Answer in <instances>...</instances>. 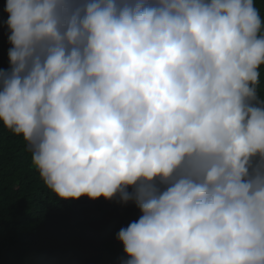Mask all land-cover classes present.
<instances>
[{
  "label": "clouds",
  "instance_id": "9594fccd",
  "mask_svg": "<svg viewBox=\"0 0 264 264\" xmlns=\"http://www.w3.org/2000/svg\"><path fill=\"white\" fill-rule=\"evenodd\" d=\"M0 122L58 200L134 201L122 264H264L254 0H6ZM131 189V191H129Z\"/></svg>",
  "mask_w": 264,
  "mask_h": 264
},
{
  "label": "trees",
  "instance_id": "16d2710c",
  "mask_svg": "<svg viewBox=\"0 0 264 264\" xmlns=\"http://www.w3.org/2000/svg\"><path fill=\"white\" fill-rule=\"evenodd\" d=\"M0 0V69L10 66V31ZM264 20V0H254ZM259 91L264 96V66ZM131 191V189H129ZM141 215L134 201L119 197L58 200L31 162L22 136L0 122V264H122L117 239Z\"/></svg>",
  "mask_w": 264,
  "mask_h": 264
}]
</instances>
